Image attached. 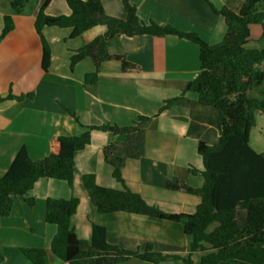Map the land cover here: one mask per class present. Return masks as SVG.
<instances>
[{
    "label": "crops",
    "instance_id": "obj_1",
    "mask_svg": "<svg viewBox=\"0 0 264 264\" xmlns=\"http://www.w3.org/2000/svg\"><path fill=\"white\" fill-rule=\"evenodd\" d=\"M43 0H31L26 12L14 14V28L0 41V97L8 93L32 97H15L0 101V175L10 166L15 154L24 147L32 159L50 152V141L58 136L84 131L65 107L75 113L82 125L116 124L126 126L139 115L151 117L144 121V150L139 157L128 158L122 169L126 185L138 192L150 205L168 213L192 214L201 201L197 194L165 187L167 179L198 188L203 184V169L197 153L199 141L217 143L220 131L218 112L213 105H203L197 94L187 91L173 105L158 110L165 99L180 94L186 83L200 71L199 46L174 35H117L109 39L108 52L124 55L137 69L123 71L117 60L100 64L98 80L86 84L84 76L94 69L86 57L70 69L69 57L82 44L103 34L105 25H96L79 36L69 38L70 28L45 26L42 30L49 47L46 70L41 66L42 46L34 28V20ZM143 22L154 21L183 31H193L211 46L223 42L226 26L209 3L225 5L238 11L242 0H129ZM105 12L125 18L121 0H101ZM264 9V3L259 6ZM6 0H0V32ZM45 12L50 15L69 14L66 0H49ZM262 48L264 37L258 24L250 25L245 44ZM156 114V115H155ZM257 118L264 131V118L257 112L249 132V143L264 151V142L252 139ZM263 126V127H262ZM124 134L93 129L90 142L74 154V179L70 187L65 181L41 178L29 190L34 204L23 198L14 199L8 216H0V264H33L22 248L41 247L46 251L44 264H69L55 256L49 248L56 226L45 221V200L77 197L79 203L70 218V225L80 239L89 240L92 223L102 225L111 244L129 250H143L151 243L162 254L190 257L197 263L202 251H190L192 237L184 232L183 223L149 215L116 211L102 214L91 203L82 184V175L92 173L99 185L121 188L112 177V166L103 158L102 149L113 141H123ZM242 215V213H241ZM241 219V218H240ZM116 264H155L129 258ZM157 264H179L172 260Z\"/></svg>",
    "mask_w": 264,
    "mask_h": 264
},
{
    "label": "trees",
    "instance_id": "obj_2",
    "mask_svg": "<svg viewBox=\"0 0 264 264\" xmlns=\"http://www.w3.org/2000/svg\"><path fill=\"white\" fill-rule=\"evenodd\" d=\"M30 1L6 0L8 10L3 14L0 41L14 28L13 15L25 13ZM66 2L70 9L67 15L47 14L45 7L49 0H43L38 8L34 28L41 41L43 70L47 69L50 59V47L42 32L45 26L68 27L71 29L68 37L73 38L93 26L105 25L103 34L82 44L69 57L70 69L86 57L93 61L94 69L84 76L86 84L97 82L100 64L106 60L119 61L123 71L137 69V65L124 55L108 52L109 39L117 35H174L199 46L200 71L179 95L166 99L159 111L178 103L187 91L195 92L201 104L217 109L219 140L217 143L199 141L197 153L202 158L203 169L191 168V172L203 177V184L194 188L177 177L165 182L167 189L197 194L201 201L192 214L168 213L150 205L126 185L122 169L128 158L143 154L145 130L141 123L149 119L148 116L140 115L126 126L82 125L75 113L65 107L75 122L85 128L84 131L53 138L49 154L42 158L32 159L24 147L18 150L6 172L0 175V216L10 214L17 197L32 206L34 199L26 195L41 178L62 180L71 187L75 152L89 144L91 130L110 131L125 135L123 141H113L102 149L104 160L112 166V177L121 188L99 185L92 173L82 175V184L97 211L102 214L125 211L182 222L184 232L192 237L190 251L204 253L194 263L190 254H162L155 251L151 243L141 251L120 248L107 241L104 226L94 223L90 239H80L70 225L78 198L48 197L45 221L56 226L49 245L55 256L69 264H116L129 258L155 264L164 260L179 264H264V151L254 150L249 143L255 113L259 112L264 118V68L261 66L264 46L260 49L245 46L251 24L260 25L264 37V9L259 7L264 0H242L238 11L225 5L217 8L209 3L226 26L223 42L218 46H211L193 31L154 21L143 22L129 0H121L125 10L123 19L109 16L101 0ZM32 95L33 92L18 96L10 92L0 97V101ZM21 251L33 264H44V248L29 247Z\"/></svg>",
    "mask_w": 264,
    "mask_h": 264
},
{
    "label": "rangeland",
    "instance_id": "obj_3",
    "mask_svg": "<svg viewBox=\"0 0 264 264\" xmlns=\"http://www.w3.org/2000/svg\"><path fill=\"white\" fill-rule=\"evenodd\" d=\"M166 100V99H165ZM164 100V101H165ZM164 101H163V103H164ZM163 105V104H162ZM161 105V106H162ZM171 105H173V104H171ZM160 106V107H161ZM160 109V108H159ZM166 109V108H165ZM160 111L158 110V112L157 113H159ZM156 115V114H155ZM140 116V115H139ZM149 117V116H148ZM138 118V117H137ZM136 118V119H137ZM151 117H149V119H150ZM148 120V119H147ZM146 121V120H145ZM255 121V120H254ZM133 123V122H132ZM144 123V122H143ZM143 123H141V126H142V124ZM263 127V126H262ZM261 128V125H260V123H259V119L257 118V124H256V129L254 128L253 130H252V133H251V135L253 136L252 137V139L253 138H256L257 140H260L261 142L263 141L264 142V131H263V129H260Z\"/></svg>",
    "mask_w": 264,
    "mask_h": 264
},
{
    "label": "built area",
    "instance_id": "obj_4",
    "mask_svg": "<svg viewBox=\"0 0 264 264\" xmlns=\"http://www.w3.org/2000/svg\"><path fill=\"white\" fill-rule=\"evenodd\" d=\"M261 66L264 68V61L262 62Z\"/></svg>",
    "mask_w": 264,
    "mask_h": 264
}]
</instances>
